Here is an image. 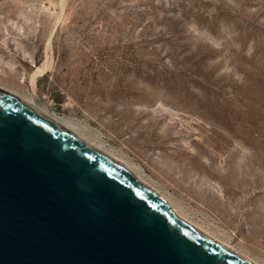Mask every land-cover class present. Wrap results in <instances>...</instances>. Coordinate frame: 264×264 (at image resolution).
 I'll return each instance as SVG.
<instances>
[{
  "label": "rangeland",
  "instance_id": "374dc122",
  "mask_svg": "<svg viewBox=\"0 0 264 264\" xmlns=\"http://www.w3.org/2000/svg\"><path fill=\"white\" fill-rule=\"evenodd\" d=\"M0 84L264 264V0H0Z\"/></svg>",
  "mask_w": 264,
  "mask_h": 264
},
{
  "label": "water",
  "instance_id": "95a60500",
  "mask_svg": "<svg viewBox=\"0 0 264 264\" xmlns=\"http://www.w3.org/2000/svg\"><path fill=\"white\" fill-rule=\"evenodd\" d=\"M0 264H252L0 91Z\"/></svg>",
  "mask_w": 264,
  "mask_h": 264
},
{
  "label": "bare ground",
  "instance_id": "6f19581e",
  "mask_svg": "<svg viewBox=\"0 0 264 264\" xmlns=\"http://www.w3.org/2000/svg\"><path fill=\"white\" fill-rule=\"evenodd\" d=\"M46 69H47V65L36 67V71L32 75L33 85H36L37 77L44 74ZM0 91L3 92L4 94H6L7 96L11 97L12 99L16 100L17 102L21 103L22 105L26 106L27 108H29L30 110H32L33 112H35L36 114H38L39 116H41L42 118H44L45 120H47L48 122L53 124L54 126L58 127L63 132H65L66 134H68L69 136H71L72 138H74L75 140H77L78 142H80L81 144H83L84 146H86L87 148H89L90 150L95 152L96 154L106 158L110 163H112L113 165H115L117 168L124 171L125 173H127L129 176H131L136 181H138L141 185H143L146 189H148L153 194H155L156 196L161 198L163 201H165L166 204L169 206V208L173 211V213H175L176 215H178L182 219L186 220L187 222H189L190 224H192L193 226H195L196 228H198L202 232L206 233L207 235H209L210 237H212L213 239H215L216 241H218L222 245L226 246L227 248H229L230 250H232L233 252H235L239 256L243 257L244 259H246L250 263L262 264L257 259L252 258L249 255H247L241 251H238L236 248L231 246L229 243L218 239L217 237L213 236L212 234H210L206 230L202 229L198 225H196V224L190 222L188 219L184 218L177 211V209L173 205L172 201L168 197H166L161 191L156 189V187H154L150 182H148L144 178V176L142 175V172L138 166L119 158L110 150L105 149L103 146H101V145L89 140L88 138H86L84 135H82L81 133H79L77 131V129L75 128V126L72 124V122L70 120H68L64 117L57 116V115L49 114L43 107H41V105L39 104V102L37 100L23 96V95H20L19 93L10 89L9 87H6V86H3L0 84Z\"/></svg>",
  "mask_w": 264,
  "mask_h": 264
}]
</instances>
